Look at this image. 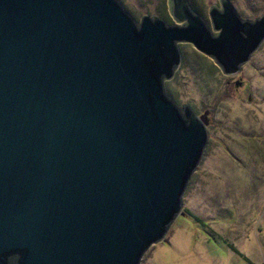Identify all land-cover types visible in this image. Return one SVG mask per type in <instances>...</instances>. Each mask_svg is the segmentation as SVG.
<instances>
[{
  "label": "water",
  "instance_id": "1",
  "mask_svg": "<svg viewBox=\"0 0 264 264\" xmlns=\"http://www.w3.org/2000/svg\"><path fill=\"white\" fill-rule=\"evenodd\" d=\"M166 5L171 25L116 0H0V264H139L182 215L207 112L164 92L179 43L238 75L264 13Z\"/></svg>",
  "mask_w": 264,
  "mask_h": 264
},
{
  "label": "rangeland",
  "instance_id": "2",
  "mask_svg": "<svg viewBox=\"0 0 264 264\" xmlns=\"http://www.w3.org/2000/svg\"><path fill=\"white\" fill-rule=\"evenodd\" d=\"M136 23L143 16L173 24L166 0H116ZM244 20L264 0H229ZM208 20L218 0H186ZM176 77L164 92L197 116L207 112V141L165 237L139 264H264V42L250 64L226 77L212 60L179 43ZM214 66V68H213Z\"/></svg>",
  "mask_w": 264,
  "mask_h": 264
},
{
  "label": "trees",
  "instance_id": "3",
  "mask_svg": "<svg viewBox=\"0 0 264 264\" xmlns=\"http://www.w3.org/2000/svg\"><path fill=\"white\" fill-rule=\"evenodd\" d=\"M213 68H214V66H213Z\"/></svg>",
  "mask_w": 264,
  "mask_h": 264
}]
</instances>
